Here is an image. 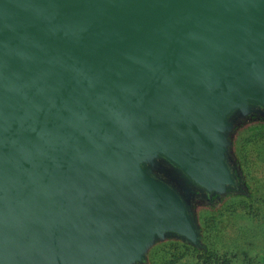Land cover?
<instances>
[{
  "label": "water",
  "instance_id": "obj_1",
  "mask_svg": "<svg viewBox=\"0 0 264 264\" xmlns=\"http://www.w3.org/2000/svg\"><path fill=\"white\" fill-rule=\"evenodd\" d=\"M264 116V0H0V264H142L199 246Z\"/></svg>",
  "mask_w": 264,
  "mask_h": 264
},
{
  "label": "rangeland",
  "instance_id": "obj_2",
  "mask_svg": "<svg viewBox=\"0 0 264 264\" xmlns=\"http://www.w3.org/2000/svg\"><path fill=\"white\" fill-rule=\"evenodd\" d=\"M228 143L239 189L211 202L192 200L199 246L164 238L142 264H264V116L240 119Z\"/></svg>",
  "mask_w": 264,
  "mask_h": 264
},
{
  "label": "flooded vegetation",
  "instance_id": "obj_3",
  "mask_svg": "<svg viewBox=\"0 0 264 264\" xmlns=\"http://www.w3.org/2000/svg\"><path fill=\"white\" fill-rule=\"evenodd\" d=\"M235 170L237 171V169L235 168ZM236 176H237V179H238V187H239V176H238V173L236 174ZM231 191V189H227L226 191ZM225 191V192H226ZM219 195H221V194H215L214 196H212V197H209V196H206V195H204V197L203 196H197V199L199 200V199H205L206 201H208V202H211V201H213V200H215L216 198H218L219 197Z\"/></svg>",
  "mask_w": 264,
  "mask_h": 264
},
{
  "label": "trees",
  "instance_id": "obj_4",
  "mask_svg": "<svg viewBox=\"0 0 264 264\" xmlns=\"http://www.w3.org/2000/svg\"><path fill=\"white\" fill-rule=\"evenodd\" d=\"M235 173L237 174V171L235 170Z\"/></svg>",
  "mask_w": 264,
  "mask_h": 264
}]
</instances>
